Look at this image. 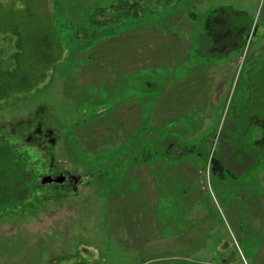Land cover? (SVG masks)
<instances>
[{"label": "rangeland", "instance_id": "1", "mask_svg": "<svg viewBox=\"0 0 264 264\" xmlns=\"http://www.w3.org/2000/svg\"><path fill=\"white\" fill-rule=\"evenodd\" d=\"M25 9L22 69L45 36L56 63L0 98V264H264V0H0ZM218 9L243 31L214 57Z\"/></svg>", "mask_w": 264, "mask_h": 264}, {"label": "trees", "instance_id": "2", "mask_svg": "<svg viewBox=\"0 0 264 264\" xmlns=\"http://www.w3.org/2000/svg\"><path fill=\"white\" fill-rule=\"evenodd\" d=\"M150 3L154 2L155 4H160L161 6L166 4L175 3L178 0H148ZM136 10V9H135ZM226 9H218L217 11L212 12L206 19L204 24L206 39L208 42V50L213 53L214 57H221L226 55L228 51L233 49V47H237V43L235 42L240 36L243 28L233 30L228 27L227 20L220 19L219 13L226 12ZM22 20H18L14 22L12 17H7L4 15L2 17L0 15V30L3 28L10 29L12 33L17 37L16 38V47L17 52L13 54V59L16 62V68L13 70H2L0 68V98L6 97L10 93H23L32 90L35 85L42 82L46 73L48 72L49 65L51 63H56L54 57L50 55L51 45L48 42V37L45 36L44 39H41L43 43V47L46 49L45 54L41 55L42 60L39 61L37 71L34 72V63L28 61V59L24 60V64L27 63L26 69H22L21 66V57H24V47L22 40V31L19 28L26 29L31 26L28 23L29 20L32 19V13H30L29 9H25L23 12ZM2 14V13H0ZM19 26V27H18ZM218 27L224 28L222 31H218ZM230 42L231 45L229 46ZM229 46V47H228ZM53 47V46H52ZM24 52V53H23ZM40 55V54H39ZM23 61V60H22ZM40 71V72H39ZM37 73V74H36ZM35 74V76H34ZM12 166V167H11ZM15 166L10 165L7 161L0 162V180H3V185L9 184L11 181L14 182L16 179H20V175L13 173L12 170ZM222 170L219 162L216 159H212L210 163V172L217 173ZM4 176V177H2ZM7 191V190H6ZM9 193V191H7ZM11 201L14 199L10 197ZM12 203V202H10Z\"/></svg>", "mask_w": 264, "mask_h": 264}, {"label": "flooded vegetation", "instance_id": "3", "mask_svg": "<svg viewBox=\"0 0 264 264\" xmlns=\"http://www.w3.org/2000/svg\"><path fill=\"white\" fill-rule=\"evenodd\" d=\"M35 133H38L39 134V136H38L37 139L33 138L32 136H29L26 140H27V142H33V143L35 142V144L38 147H41V143H40V140H39L41 138V136H40L41 130L38 128V129L35 130ZM74 180H76V179H74ZM73 182H75V181H73ZM69 184H70V182H69L68 179H66V180H64V178L62 179V185L68 186Z\"/></svg>", "mask_w": 264, "mask_h": 264}, {"label": "water", "instance_id": "4", "mask_svg": "<svg viewBox=\"0 0 264 264\" xmlns=\"http://www.w3.org/2000/svg\"><path fill=\"white\" fill-rule=\"evenodd\" d=\"M62 179H63V177H60V178H58V179H52V180L57 181V182H62ZM46 180H48V179H46ZM49 180H50V179H49Z\"/></svg>", "mask_w": 264, "mask_h": 264}]
</instances>
